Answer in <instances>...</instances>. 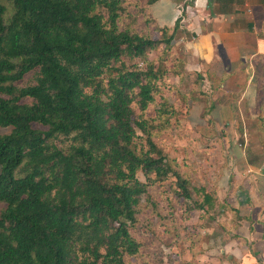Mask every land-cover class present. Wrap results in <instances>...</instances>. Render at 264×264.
Returning <instances> with one entry per match:
<instances>
[{"label": "trees", "instance_id": "obj_1", "mask_svg": "<svg viewBox=\"0 0 264 264\" xmlns=\"http://www.w3.org/2000/svg\"><path fill=\"white\" fill-rule=\"evenodd\" d=\"M9 2L10 12L0 0V128L10 129L0 133V264H125L140 251L130 229L147 185L137 173L173 176L191 198L132 109L154 102L164 70L124 61L172 50L179 19L154 40L120 29L121 0ZM199 192L193 208L208 212L215 190Z\"/></svg>", "mask_w": 264, "mask_h": 264}, {"label": "crops", "instance_id": "obj_2", "mask_svg": "<svg viewBox=\"0 0 264 264\" xmlns=\"http://www.w3.org/2000/svg\"><path fill=\"white\" fill-rule=\"evenodd\" d=\"M190 1L184 14V0H158L149 12L161 27L179 19L174 45L185 58L179 55L182 76L176 77L200 80L204 92L183 89L189 114L204 116L205 132L226 134L213 143L221 161L212 174L215 196L232 218L230 231L198 255L205 264H264V139L250 136L264 130L254 120L264 112V0Z\"/></svg>", "mask_w": 264, "mask_h": 264}, {"label": "rangeland", "instance_id": "obj_3", "mask_svg": "<svg viewBox=\"0 0 264 264\" xmlns=\"http://www.w3.org/2000/svg\"><path fill=\"white\" fill-rule=\"evenodd\" d=\"M147 1L121 0L122 11L118 24L121 30L158 40L161 35L160 30L167 27L159 26L153 16L148 13ZM1 3L10 12L9 0H1ZM180 34L182 30H179L178 36ZM166 49L163 50L162 46L150 51L146 56V64L138 59L134 62L124 59L126 65L135 63L138 67L145 69L147 63H152L155 68L164 70L163 78L155 83L154 102L145 111H141L135 103L132 104V109L134 118H141L150 127L152 140L168 157L174 170L184 181L191 198H183L173 176L161 182L151 183L150 180L154 179L153 175H150L148 181L142 173H137V179L147 185V192L140 198L136 222L130 229L132 237L140 243V251L135 256L125 257V264H205L200 260L202 257L198 255L199 252L208 250L207 242L212 239H215L213 243L217 245L219 241H223L227 231H230L227 223L232 221L230 212H227V204H221L222 200L218 201L213 196L211 203L206 205L208 212L193 208L195 202H200L202 199L200 189L210 193L217 188V180L213 179L212 173H215L221 160L213 152L215 147L213 143L226 137V134L205 132L203 127H200L204 122V116L189 114L188 104L191 102L183 89L188 88L195 94L194 91L200 88L199 91L203 92L202 86L199 85L201 81L196 79L194 83L186 76L178 79L176 76L178 74L182 76L181 62L184 61L181 60L179 63L178 59L185 58V55L174 44L172 50ZM180 54L181 58H179ZM175 72L178 73L174 74ZM192 97L197 98L193 94ZM163 103H165L164 106H162ZM172 107H175V113L169 115ZM261 113L258 125L264 128L262 126L264 112ZM254 120L259 123V117ZM34 128L41 127L36 125ZM9 131V128H0L1 134H7ZM136 133L140 137L138 144L143 145L145 136L138 129ZM239 134L240 140H243V133ZM250 136L253 140L264 139V130L250 133ZM53 141L54 144L64 148L72 144L70 139L64 138L53 139ZM211 204L214 206L212 207Z\"/></svg>", "mask_w": 264, "mask_h": 264}]
</instances>
